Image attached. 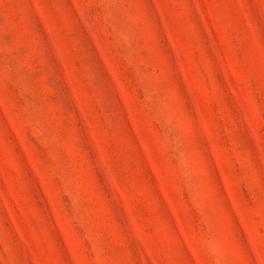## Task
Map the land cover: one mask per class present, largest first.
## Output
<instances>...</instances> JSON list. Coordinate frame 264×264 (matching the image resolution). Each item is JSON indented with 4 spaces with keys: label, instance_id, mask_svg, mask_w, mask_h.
Masks as SVG:
<instances>
[{
    "label": "rangeland",
    "instance_id": "rangeland-1",
    "mask_svg": "<svg viewBox=\"0 0 264 264\" xmlns=\"http://www.w3.org/2000/svg\"><path fill=\"white\" fill-rule=\"evenodd\" d=\"M0 264H264V0H0Z\"/></svg>",
    "mask_w": 264,
    "mask_h": 264
}]
</instances>
